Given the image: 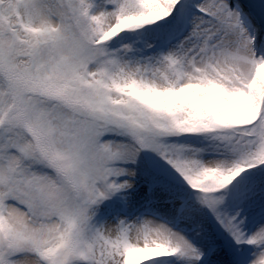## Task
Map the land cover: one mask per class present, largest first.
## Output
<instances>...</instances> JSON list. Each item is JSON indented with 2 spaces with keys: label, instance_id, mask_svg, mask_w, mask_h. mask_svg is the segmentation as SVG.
Masks as SVG:
<instances>
[{
  "label": "rangeland",
  "instance_id": "obj_1",
  "mask_svg": "<svg viewBox=\"0 0 264 264\" xmlns=\"http://www.w3.org/2000/svg\"><path fill=\"white\" fill-rule=\"evenodd\" d=\"M243 18L225 0H0L4 264H124L127 238L142 264H238L255 237L263 256L264 35ZM143 210L184 232L144 242Z\"/></svg>",
  "mask_w": 264,
  "mask_h": 264
},
{
  "label": "bare ground",
  "instance_id": "obj_2",
  "mask_svg": "<svg viewBox=\"0 0 264 264\" xmlns=\"http://www.w3.org/2000/svg\"><path fill=\"white\" fill-rule=\"evenodd\" d=\"M256 149V147H254ZM143 216V222L146 223L147 225V232L143 234V232H140V237L141 240L146 241H152L154 240L155 242L159 243L160 247H163L162 245L164 244V240L162 239V236L170 237V240L176 239V235L180 232H184L181 228L178 229V226L175 225V223H171L170 219L164 215V214H156L152 213L146 210H143L142 213ZM260 221V222H259ZM262 220H258L257 223H261ZM173 225V226H171ZM170 227V228H169ZM117 227L114 223H112L109 220H103L100 225H99V233H100V241H102V235L104 236V239H107V241H111L113 239L117 238ZM178 229L179 232H172L173 230ZM150 239V240H148ZM96 240V239H95ZM117 240V239H116ZM127 243L130 247V254L127 255H122L120 258L119 251H110V255L112 257L111 261H115L117 259H120L121 263L124 264H142L145 262V260L141 259L137 253L136 250L134 249V241L131 240V238H127ZM208 239L206 238L205 242H207ZM103 242V241H102ZM125 245V246H126ZM150 246V245H149ZM102 248H106L105 246ZM263 256L259 257L258 255L253 259L254 262H257L258 264L260 260L264 262V253L262 254ZM238 264L239 259H238Z\"/></svg>",
  "mask_w": 264,
  "mask_h": 264
},
{
  "label": "water",
  "instance_id": "obj_3",
  "mask_svg": "<svg viewBox=\"0 0 264 264\" xmlns=\"http://www.w3.org/2000/svg\"><path fill=\"white\" fill-rule=\"evenodd\" d=\"M235 10L239 8L247 15L245 20L252 29H261L264 35V0H227Z\"/></svg>",
  "mask_w": 264,
  "mask_h": 264
},
{
  "label": "trees",
  "instance_id": "obj_4",
  "mask_svg": "<svg viewBox=\"0 0 264 264\" xmlns=\"http://www.w3.org/2000/svg\"><path fill=\"white\" fill-rule=\"evenodd\" d=\"M0 258H1L2 262H3V264H4L5 263L4 256L1 255Z\"/></svg>",
  "mask_w": 264,
  "mask_h": 264
}]
</instances>
